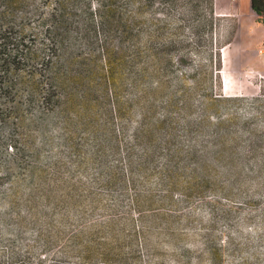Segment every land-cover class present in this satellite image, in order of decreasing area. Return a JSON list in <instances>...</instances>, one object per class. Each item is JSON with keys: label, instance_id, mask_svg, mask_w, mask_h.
Masks as SVG:
<instances>
[{"label": "rangeland", "instance_id": "obj_1", "mask_svg": "<svg viewBox=\"0 0 264 264\" xmlns=\"http://www.w3.org/2000/svg\"><path fill=\"white\" fill-rule=\"evenodd\" d=\"M238 5L154 0L143 18L176 45L167 92L189 95L172 110L178 171L160 156L131 170L120 151L100 172L74 113L29 132L19 156L0 141V264H264V23L243 13L249 0ZM211 55L221 101L206 104L194 69Z\"/></svg>", "mask_w": 264, "mask_h": 264}, {"label": "trees", "instance_id": "obj_2", "mask_svg": "<svg viewBox=\"0 0 264 264\" xmlns=\"http://www.w3.org/2000/svg\"><path fill=\"white\" fill-rule=\"evenodd\" d=\"M153 3L0 0L2 146L19 156L25 151L23 137L29 132L32 135L31 131L53 121L67 124L74 113L96 148L90 153L100 172L110 170V157L120 151L131 170L137 160L154 163L160 156L166 172L178 171L174 162L181 148L175 130L180 125L172 110L186 109L189 95L184 92L176 98L166 90L164 74L171 71L170 51L176 45L158 42L150 19H143ZM251 9L264 23V0H251ZM188 47L201 52L198 45L178 46L180 50ZM213 63L211 55L194 69V77L198 73L207 89L206 104L221 101L214 94ZM131 87L134 95L125 106L123 91ZM133 117L137 122L128 135L127 124ZM115 121L122 127V140L114 136Z\"/></svg>", "mask_w": 264, "mask_h": 264}, {"label": "crops", "instance_id": "obj_3", "mask_svg": "<svg viewBox=\"0 0 264 264\" xmlns=\"http://www.w3.org/2000/svg\"><path fill=\"white\" fill-rule=\"evenodd\" d=\"M249 1L251 2V0H249ZM240 2H241V0H240ZM240 2H239V0H237V2H236V3L239 4L238 5V8L236 10L237 13H238L239 10L242 11V6L240 5ZM243 13L247 14L249 17L256 16L255 18H258V16L256 15V13H254L252 9H248V10L245 9V11ZM263 31H264V26H263Z\"/></svg>", "mask_w": 264, "mask_h": 264}, {"label": "built area", "instance_id": "obj_4", "mask_svg": "<svg viewBox=\"0 0 264 264\" xmlns=\"http://www.w3.org/2000/svg\"><path fill=\"white\" fill-rule=\"evenodd\" d=\"M233 3H236L237 2V0H231Z\"/></svg>", "mask_w": 264, "mask_h": 264}]
</instances>
